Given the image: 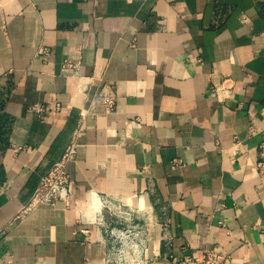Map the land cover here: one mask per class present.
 <instances>
[{
	"label": "crops",
	"instance_id": "1",
	"mask_svg": "<svg viewBox=\"0 0 264 264\" xmlns=\"http://www.w3.org/2000/svg\"><path fill=\"white\" fill-rule=\"evenodd\" d=\"M69 55L82 78L63 70ZM225 77L236 86L222 103ZM53 101L63 111L45 119L30 109ZM0 133V264H107L80 220L92 192L142 197L150 264L204 249L264 264V0H2ZM73 141L71 206L17 220Z\"/></svg>",
	"mask_w": 264,
	"mask_h": 264
},
{
	"label": "built area",
	"instance_id": "2",
	"mask_svg": "<svg viewBox=\"0 0 264 264\" xmlns=\"http://www.w3.org/2000/svg\"><path fill=\"white\" fill-rule=\"evenodd\" d=\"M2 0H0V7ZM38 54L46 61L52 54L49 46L39 48ZM82 62L80 57L69 55L63 63V70L72 73L79 79ZM235 80L225 77L223 81L212 87L217 99L224 103L234 97ZM79 88V85H78ZM82 89L79 88L81 92ZM101 105L106 113H112L116 109L114 95L101 90L99 92ZM30 109L41 119H45L49 114L56 115L63 111V104L60 101L35 103ZM235 141V145H239ZM77 153V144L73 141L66 148L61 159L40 177L38 185L28 203L22 206L16 215L17 220H24L31 215L40 205H55L63 203L66 207L71 206L72 197L75 192V183L67 170V165L72 161ZM181 159H175L174 164H181ZM256 168L264 173V135L257 151ZM92 197H98L101 208L96 211L92 220H86L80 211L81 222L88 226L94 225L97 228V239L101 243L109 246L106 261L107 264H150L149 240L147 223L153 221L152 212L149 206H140L142 197L135 199L101 197L98 193L92 192ZM220 225L226 226L224 220ZM231 230V229H230ZM83 234L89 236V227L81 230ZM231 255L228 251L218 252L213 249H204L199 255L188 254L181 264H228ZM6 264H15L10 257Z\"/></svg>",
	"mask_w": 264,
	"mask_h": 264
},
{
	"label": "bare ground",
	"instance_id": "3",
	"mask_svg": "<svg viewBox=\"0 0 264 264\" xmlns=\"http://www.w3.org/2000/svg\"><path fill=\"white\" fill-rule=\"evenodd\" d=\"M90 199L92 200V202H91ZM88 201H89V203L91 202V206H92V208H91L90 211H91V213L94 215L96 211H99V210H100V208H101V203H100L98 197H92V196L89 198ZM80 211L82 212L83 216H84L85 219H86L87 217H86V214H85V213H86L87 211H86V210L84 211V209H80ZM93 215H92V216H93ZM93 218H94V217H93ZM86 220H88V219H86ZM89 220H92V219L89 218Z\"/></svg>",
	"mask_w": 264,
	"mask_h": 264
},
{
	"label": "rangeland",
	"instance_id": "4",
	"mask_svg": "<svg viewBox=\"0 0 264 264\" xmlns=\"http://www.w3.org/2000/svg\"><path fill=\"white\" fill-rule=\"evenodd\" d=\"M91 200V199H90ZM91 202H92V200H91ZM91 202L90 203H86V207H87V212L85 213L86 214V216H87V218L86 219H88L89 220V218L90 219H93V217H94V215L91 213V208H92V206H91ZM90 204V205H89ZM85 208V207H84ZM82 209V208H81ZM91 215H93V216H91Z\"/></svg>",
	"mask_w": 264,
	"mask_h": 264
},
{
	"label": "trees",
	"instance_id": "5",
	"mask_svg": "<svg viewBox=\"0 0 264 264\" xmlns=\"http://www.w3.org/2000/svg\"><path fill=\"white\" fill-rule=\"evenodd\" d=\"M2 139V134L0 133V140Z\"/></svg>",
	"mask_w": 264,
	"mask_h": 264
}]
</instances>
